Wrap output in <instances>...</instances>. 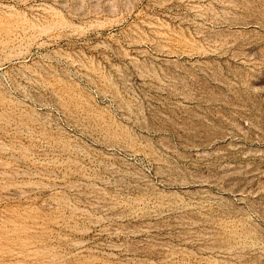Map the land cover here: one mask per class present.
Instances as JSON below:
<instances>
[{"label": "rangeland", "instance_id": "obj_1", "mask_svg": "<svg viewBox=\"0 0 264 264\" xmlns=\"http://www.w3.org/2000/svg\"><path fill=\"white\" fill-rule=\"evenodd\" d=\"M0 264H264V0H0Z\"/></svg>", "mask_w": 264, "mask_h": 264}]
</instances>
